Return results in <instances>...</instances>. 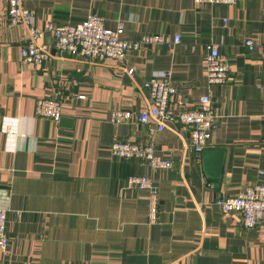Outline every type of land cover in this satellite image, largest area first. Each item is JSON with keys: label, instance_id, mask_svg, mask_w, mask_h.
Here are the masks:
<instances>
[{"label": "crops", "instance_id": "0c3cea01", "mask_svg": "<svg viewBox=\"0 0 264 264\" xmlns=\"http://www.w3.org/2000/svg\"><path fill=\"white\" fill-rule=\"evenodd\" d=\"M25 6L35 10L38 26L75 24L97 13L111 29L123 22V40L160 34L171 43L91 63L60 54L48 32L41 42L52 57L24 64L26 27L10 25L0 0V207L9 236L0 264H264V225L245 229L239 211L215 204L264 172V0H25ZM207 43L217 44L228 63L225 83H208ZM153 71H168L176 85L170 101L176 114L197 108L208 94L218 113L200 155L185 148L190 131L178 122L171 123L176 132L153 136L157 155L173 161L168 169L111 150L117 138L151 142L139 114L147 109L141 90ZM54 93L62 121L37 115L38 100ZM117 109L130 110L131 119L113 123ZM138 174L150 176L159 193L153 224L148 193L129 183Z\"/></svg>", "mask_w": 264, "mask_h": 264}, {"label": "built area", "instance_id": "2783aa9c", "mask_svg": "<svg viewBox=\"0 0 264 264\" xmlns=\"http://www.w3.org/2000/svg\"><path fill=\"white\" fill-rule=\"evenodd\" d=\"M10 25L22 24L27 30V40L21 48L20 59L24 64L42 65L52 57V49L48 43L41 42L46 33H51L53 45L60 54H67L74 59H83L91 63H98L107 59L124 60V56L131 48H140L152 44L171 43L164 35L148 34L140 41H126L121 38L125 26L119 22L114 29L105 25L104 18L99 14L87 16L75 24H57L46 22L43 26L35 23V10L25 6V0H5ZM237 0H195L198 4H223L235 3ZM175 43H179L180 36H175ZM250 49L254 48L252 39L246 42ZM205 63L207 80L210 85L225 83L228 80V63L219 52L218 45L207 43L205 47ZM133 68L127 73L132 76ZM152 75L141 90L146 101V110L139 114L142 123L148 125L151 142L146 144L130 142L117 138L112 142L111 150L115 156L121 158L138 157L147 161L150 167L168 169L173 166L170 158L157 155L153 136L167 129L176 132L173 122L187 126L190 131V144L185 142V148H193L200 155L208 146L211 132L213 131L218 113L211 95H203L197 108L176 114L170 107L171 98L177 92V87L171 80L168 71H153ZM84 97V96H82ZM81 97V98H82ZM61 96L58 93L39 99L37 102V115L52 118L58 121L61 118ZM132 116L130 110L113 111V123H127ZM259 176L253 186L247 187L235 196L220 195L215 204L223 212L239 211L242 214V224L245 229H253L264 225V172L259 171ZM130 185L143 189L148 193L149 222L153 224L159 217V193L150 176L138 174L129 179ZM8 217L6 209L0 207V255L6 254L9 245L7 232Z\"/></svg>", "mask_w": 264, "mask_h": 264}, {"label": "water", "instance_id": "95a60500", "mask_svg": "<svg viewBox=\"0 0 264 264\" xmlns=\"http://www.w3.org/2000/svg\"><path fill=\"white\" fill-rule=\"evenodd\" d=\"M60 120L62 121L63 119H60ZM70 121H71V120H70ZM205 153H206V152H205ZM207 153H208V152H207ZM207 153H206V155H207ZM210 153H212V152H209V154H210ZM214 154L216 155V157H218V159H219V167H221V166H220V165H221V159H222V157H221V152H219V153H218V152H215ZM219 169H220V168H219ZM219 169H218V170H219ZM216 176H218V175H216Z\"/></svg>", "mask_w": 264, "mask_h": 264}]
</instances>
